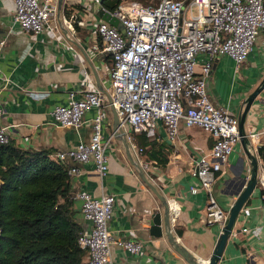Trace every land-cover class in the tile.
Instances as JSON below:
<instances>
[{"label": "crops", "instance_id": "1", "mask_svg": "<svg viewBox=\"0 0 264 264\" xmlns=\"http://www.w3.org/2000/svg\"><path fill=\"white\" fill-rule=\"evenodd\" d=\"M120 1L125 10H130L133 4H142L141 0ZM95 6L97 4L91 1L81 5L63 0L50 28L29 34L14 23L13 0H0V41L4 42L0 58V103L4 114L0 123L9 126L10 140L16 146L46 150L57 160L59 152L90 139V120L95 116L96 108L86 111L85 121L77 129L56 124L52 110L67 104L71 92L79 99L86 90L100 91L108 105L104 108L102 134L104 138L112 136L106 149L108 168L105 175H100L92 162L65 161L69 167L79 168L77 174L70 175L75 217L84 229L89 228L90 224L81 214V201L74 198L77 192L86 191L95 198L111 194L114 203L108 224L110 235L115 240L140 241L143 249L140 254H130L113 244L109 264H188L174 251L164 230L161 236L150 234L151 215L159 212L163 217L161 203L131 165L123 142L114 136L109 80L111 57L98 54L92 48L97 40L96 24L105 21L99 15L103 14L102 6L99 10L94 9ZM72 13H76L84 25L74 23L70 26L63 21ZM206 59L205 54L198 55L197 69ZM263 77L264 34L260 33L252 52L239 69H235L234 61L228 56H219L213 61L208 96L216 106L239 117L246 98ZM244 126L248 135L257 134L248 137L260 168L264 166V90L251 105ZM140 137L147 144L137 157L132 144L127 141L134 160L140 166V162H146L155 167L144 171L147 178L169 204L173 200L178 205L177 211L170 205L173 235L180 245L207 264L221 227L205 223L206 195L191 193L190 186L198 185L191 169L195 160L209 151L213 137L198 127H186L181 123L176 139L170 141L161 122ZM132 143L138 146L133 139ZM249 163L238 141L214 185L215 197L227 212L249 178ZM244 208L249 210V215L240 212L218 264H264V192L259 186ZM243 228H248V232H243Z\"/></svg>", "mask_w": 264, "mask_h": 264}, {"label": "built area", "instance_id": "2", "mask_svg": "<svg viewBox=\"0 0 264 264\" xmlns=\"http://www.w3.org/2000/svg\"><path fill=\"white\" fill-rule=\"evenodd\" d=\"M71 1L81 5L91 1L102 6V10L116 17L124 28L122 33L116 26L99 21L95 27L97 40L92 48L98 54L111 57V104L119 128L125 132L136 157L142 153V148L132 143L131 134L148 133L159 122L170 141L176 139L181 123L198 127L213 137L209 151L195 160L191 169L198 185H191L190 192L205 193V223L222 227L228 212L218 203L214 185L240 136L238 117L210 100L208 78L217 57H230L235 69H239L252 52L256 38L264 34V0H159L156 4H133L130 10L120 4L114 11L104 8L103 0ZM13 3L14 23L24 33L38 34L50 28L51 20L58 14V0H13ZM63 21L70 26L84 25L76 13L64 17ZM3 44L0 41V58ZM199 54H205L207 59L197 69ZM107 106L104 95L90 89L79 99L73 92L69 93L68 103L52 110L56 124L77 129L84 123L86 111L96 108L90 120V139L59 152L58 161L92 162L100 175L106 174V149L112 140V136L104 138L102 134ZM3 114L0 103V120ZM8 127L0 123V144L10 141ZM140 163L144 171L155 168L149 163ZM68 172L77 174L79 168L69 167ZM257 186L264 192V166L258 170ZM74 198L81 201L82 217L90 224L88 229L82 227L78 237L80 247L88 251L86 264H109L113 244L130 254L141 253L140 241L115 240L109 233L113 195L95 198L86 191H79ZM170 205L178 210L175 201L171 200ZM242 212L244 216L249 215L247 208L243 207ZM242 230L248 232V228Z\"/></svg>", "mask_w": 264, "mask_h": 264}, {"label": "trees", "instance_id": "3", "mask_svg": "<svg viewBox=\"0 0 264 264\" xmlns=\"http://www.w3.org/2000/svg\"><path fill=\"white\" fill-rule=\"evenodd\" d=\"M120 4L102 1L109 11ZM143 135L132 139L144 151ZM68 170L46 150L0 144V264H86Z\"/></svg>", "mask_w": 264, "mask_h": 264}, {"label": "water", "instance_id": "4", "mask_svg": "<svg viewBox=\"0 0 264 264\" xmlns=\"http://www.w3.org/2000/svg\"><path fill=\"white\" fill-rule=\"evenodd\" d=\"M63 0H58V8L60 10ZM98 8L100 9V5L95 6L94 9ZM102 10V9H101ZM103 11V10H102ZM99 14L103 17L105 21H109L110 24L116 26L120 32L123 33L124 28L122 24L115 18H112V16L106 12L104 15ZM264 90V77L258 84V86L248 95L244 102V109L241 113V115L238 117V130H239V141L241 142L245 155L247 159L250 161V175L249 178L246 181V184L243 188V190L239 193L237 198L235 199L234 203L228 210V216L226 223L221 227L220 234L218 235V238L216 240V243L214 245V248L211 252V255L209 259L207 260V264H218L221 260V257L223 255V251L225 249L226 243L232 234L235 221L237 220L241 209L244 207L247 199L252 194L254 189L257 186V175L259 170V164L257 161V157L253 151L252 148H250L249 144V137L248 134L245 131V120L247 113L253 104V102L260 96V94ZM113 113V132L114 136L118 139H120L123 142V145L125 147L126 155L131 163L133 165L138 173L139 177L143 181V183L154 193V195L159 199L161 203V207L163 209V217L161 216V213L155 212L151 215L150 219V234L153 236H161L162 230H164L165 235L170 243V245L173 247L174 251L178 253L188 264H202V261L191 254L185 247L180 245V243L177 241V238L175 235H173L171 231V209L170 204L167 201V199L159 192L158 188L147 178L146 173L142 169L139 163H137L129 149L128 142L126 140L125 132L119 128V121L118 117L115 111V108H112Z\"/></svg>", "mask_w": 264, "mask_h": 264}, {"label": "rangeland", "instance_id": "5", "mask_svg": "<svg viewBox=\"0 0 264 264\" xmlns=\"http://www.w3.org/2000/svg\"><path fill=\"white\" fill-rule=\"evenodd\" d=\"M159 0H141L142 4H155Z\"/></svg>", "mask_w": 264, "mask_h": 264}, {"label": "bare ground", "instance_id": "6", "mask_svg": "<svg viewBox=\"0 0 264 264\" xmlns=\"http://www.w3.org/2000/svg\"><path fill=\"white\" fill-rule=\"evenodd\" d=\"M205 262L202 261V264H204ZM207 263V262H206Z\"/></svg>", "mask_w": 264, "mask_h": 264}]
</instances>
